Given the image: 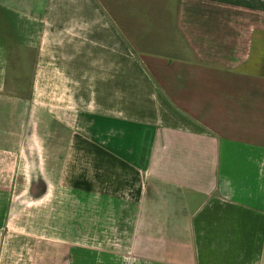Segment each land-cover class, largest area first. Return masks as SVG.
I'll list each match as a JSON object with an SVG mask.
<instances>
[{
    "label": "crops",
    "instance_id": "1",
    "mask_svg": "<svg viewBox=\"0 0 264 264\" xmlns=\"http://www.w3.org/2000/svg\"><path fill=\"white\" fill-rule=\"evenodd\" d=\"M0 264H264V0H0Z\"/></svg>",
    "mask_w": 264,
    "mask_h": 264
},
{
    "label": "rangeland",
    "instance_id": "2",
    "mask_svg": "<svg viewBox=\"0 0 264 264\" xmlns=\"http://www.w3.org/2000/svg\"><path fill=\"white\" fill-rule=\"evenodd\" d=\"M119 1L120 0H110L111 9L116 14H118V12H119ZM39 70H40V72L37 76L38 82L35 84L34 92L42 93V70L41 69H39Z\"/></svg>",
    "mask_w": 264,
    "mask_h": 264
}]
</instances>
